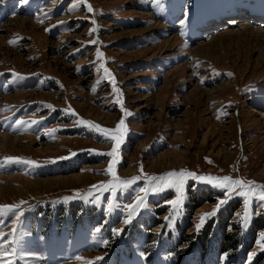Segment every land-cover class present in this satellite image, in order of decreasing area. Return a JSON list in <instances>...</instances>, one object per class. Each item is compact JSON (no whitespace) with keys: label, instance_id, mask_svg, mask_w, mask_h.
<instances>
[{"label":"rangeland","instance_id":"obj_1","mask_svg":"<svg viewBox=\"0 0 264 264\" xmlns=\"http://www.w3.org/2000/svg\"><path fill=\"white\" fill-rule=\"evenodd\" d=\"M29 2L41 4L32 16L9 13L7 0H0L6 18L0 21V163L18 157L44 165L0 167V206L26 202L29 235L23 251L29 255L17 264H264L257 243L264 232V208L242 232L244 209L237 197L197 231L195 225L215 211L223 193L204 185L193 191L191 180L184 211L173 225L168 224L172 207L166 204L173 199L171 190L150 195L132 223H123L126 205L143 195L141 166L146 176L184 169L264 185V0H163L162 8L153 0H87L92 13L82 0ZM243 3L255 13L247 18L240 10L232 13ZM185 11L187 26L179 23ZM237 15L242 21L236 26L226 23ZM94 27L98 31L89 35ZM97 50L103 61L96 58ZM101 63L114 75L123 107L132 115L125 117L115 103ZM69 108L76 117L64 111ZM122 118L128 133L117 175L137 177V184L116 196L97 193L90 203L63 202L111 180L102 174L109 158L88 151L108 152L111 143L74 121L114 129ZM33 120L38 123L31 125ZM5 136L22 142L4 148ZM173 151L182 152L179 163L154 169L159 157ZM72 153L77 155L59 159ZM75 177L86 180L80 184ZM10 179L21 182L8 187ZM59 179L68 183L55 184ZM113 228L122 234L113 236ZM226 235L231 241L224 240ZM221 248L228 250L221 255ZM98 256L105 259L96 261Z\"/></svg>","mask_w":264,"mask_h":264},{"label":"snow or ice","instance_id":"obj_2","mask_svg":"<svg viewBox=\"0 0 264 264\" xmlns=\"http://www.w3.org/2000/svg\"><path fill=\"white\" fill-rule=\"evenodd\" d=\"M86 4L87 12L92 13L93 7L90 4H87V0H82ZM160 8L163 7V0H153ZM21 4L29 3V0H19ZM73 10L75 5H73ZM41 22H43L41 20ZM190 13L185 11L183 14V19L179 23L183 26H187L190 23ZM91 23L95 25L96 21L93 19ZM63 24V22H61ZM53 27H56L55 25ZM97 28L90 29L89 35L93 32H97ZM185 35L183 31L180 33ZM97 41L93 40L91 43L95 44ZM12 43V42H10ZM96 58L98 60H104V54L97 50ZM99 68L103 70L104 77L111 83L112 91L116 94L115 103L120 105L121 112L124 113V116L132 115L130 112H127L123 107V100L121 99L120 89L116 86V81L114 75L109 71L105 66V63H101ZM12 76H15L17 80L23 79L17 73H12ZM231 75V74H229ZM203 82V81H202ZM50 110L55 111L53 106L46 105ZM67 114L76 117L77 114L74 110L66 109L64 110ZM17 123H21L17 121ZM38 123L33 120L31 125ZM79 126L85 127L89 131L95 133L97 137L105 143H111V150L108 152H98L96 150H88L90 154L108 157V167L102 174L108 175L111 177V180L108 183H101L99 185H93L92 189L94 191H89L87 194L74 193L72 197H65L63 202H70L75 199L82 200L86 203H90L92 199L96 198V194L100 192H108L113 196L119 191L127 190L131 186L137 184V177L132 179L123 180L120 179L117 175L118 166L122 162V146L126 142V136L128 129L126 127V121L124 118L120 119L114 129L101 127L99 124H95L92 121L84 119H76L74 121ZM29 125V126H31ZM51 135V133H50ZM77 153H72L71 156L61 157L59 159L68 160L71 157L76 156ZM211 163V161H208ZM51 163H57V160H52ZM5 164H15L23 166L29 170L38 169L44 165L29 159H23L18 157H6L4 163H0V167H3ZM141 177H143L144 187L140 188V192L143 193L142 196L137 195L134 204L126 205L128 212L126 217L123 219L125 225L131 224L133 218L138 214V210L147 207V198L150 195L163 194L166 191H173L174 196L170 201H166V204H170L172 207V215L168 219V224L173 225L175 223V217L180 216L184 211L185 200L188 195V182L191 180L193 182V191L198 190L200 185L209 186L212 189L221 191L223 196L218 198V203L215 206V211L212 213L205 214L200 218V223L195 225L197 231L204 225L207 218L216 216L218 212L222 211V206H226L232 199L237 197L242 198V207L244 209L243 215L241 216L240 228L242 232L247 231L250 226L251 220L254 216L261 214L260 209L264 208V185L256 184L255 182L248 181L245 182L240 179H233L230 176H213V175H197L194 172L181 169L180 171H168L160 176H146L141 166ZM26 202L21 201L19 205H3L0 206V264H17V261L25 260L29 255L23 251L25 244V238L29 235L24 230L25 224V209L22 207ZM108 210H112V201L109 200L106 202ZM255 204V209L253 208ZM235 215V214H234ZM11 226L10 232H5L4 228ZM96 232H100V228L95 229ZM113 236L122 234L123 230H118L113 228ZM103 246H107L109 241L103 240ZM257 243L264 250V232L259 233ZM226 255V254H225ZM256 255V253L249 254V261ZM142 257L146 258L145 253H141ZM77 260H80L81 257L77 256ZM104 256L96 257V261H103ZM92 264V262H89Z\"/></svg>","mask_w":264,"mask_h":264},{"label":"bare ground","instance_id":"obj_3","mask_svg":"<svg viewBox=\"0 0 264 264\" xmlns=\"http://www.w3.org/2000/svg\"><path fill=\"white\" fill-rule=\"evenodd\" d=\"M249 14V13H248ZM240 18V17H239ZM242 21V19H238V18H230V19H228V21L226 22V23H231V24H233V27L234 26H236L239 22H241ZM225 23V24H226ZM225 24L223 25V26H225ZM227 26V25H226ZM229 27V26H228ZM232 27V26H231ZM210 30V29H209ZM214 31H216L217 32V30H215V29H213ZM214 31H210L209 33L210 34H212L211 32H214ZM246 31V30H245ZM250 34L249 36H252V37H254V35L256 34V33H253V32H251L250 30H247L246 32H245V34ZM230 34H226L225 35V37H227V36H229ZM237 36H239V35H236V36H234V34H232V37L231 38H236ZM221 39H223V38H220V40ZM236 39H239V37L238 38H236ZM219 40V39H218ZM224 40V39H223ZM204 51H207V49H205V48H200L199 49V52H204ZM177 140H182V138L181 137H179ZM10 142H14V143H21L22 142V140L21 139H18V138H16V139H11V138H9V137H7V136H5V137H3V147L5 148V147H8V145H9V143ZM48 150V149H47ZM173 156V158L176 160L175 162H173L174 160H169V157H172ZM182 152H172V153H169V154H164L163 156H161V157H159L158 158V164L156 165V167L154 168V169H162V170H165V169H171L172 167H173V164H177V163H179V161L181 160V158H182ZM172 158V159H173ZM182 163V162H181ZM260 176V175H259ZM259 176H257V177H259ZM261 178V177H260ZM16 179V178H15ZM15 179H10L9 181H8V183L6 184V185H8V187H14L13 185H12V183L13 182H21V180L20 179H17V180H15ZM74 180H75V182H78V183H80V184H82L83 182H84V180H86V179H84V177H75L74 178ZM62 181H64V182H66V183H68V181L66 180V179H59V180H55L54 181V183L55 184H59L60 182H62Z\"/></svg>","mask_w":264,"mask_h":264},{"label":"trees","instance_id":"obj_4","mask_svg":"<svg viewBox=\"0 0 264 264\" xmlns=\"http://www.w3.org/2000/svg\"><path fill=\"white\" fill-rule=\"evenodd\" d=\"M230 220H231V219H230ZM225 237H227V238H225ZM225 237H224V240H226V242H227V240H228V242L231 241V238L228 239V236H227V235H226ZM229 237H231V236L229 235ZM182 240H184V237L182 238ZM181 244L183 245V241H182ZM232 246H234V245H231V246L228 247V248L231 249ZM228 248H227L224 252H222V248H221V249H220V254L222 255L223 253H226V251L228 250Z\"/></svg>","mask_w":264,"mask_h":264}]
</instances>
